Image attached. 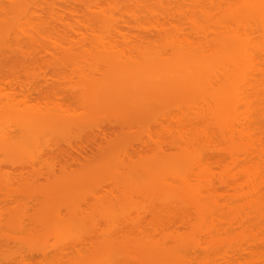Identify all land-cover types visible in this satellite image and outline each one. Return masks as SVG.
<instances>
[{
    "label": "bare ground",
    "instance_id": "1",
    "mask_svg": "<svg viewBox=\"0 0 264 264\" xmlns=\"http://www.w3.org/2000/svg\"><path fill=\"white\" fill-rule=\"evenodd\" d=\"M77 1L0 0V74L74 64L84 99L64 120L0 86V169L107 143L79 174L7 187L39 211L0 214V264H264V0Z\"/></svg>",
    "mask_w": 264,
    "mask_h": 264
},
{
    "label": "rangeland",
    "instance_id": "2",
    "mask_svg": "<svg viewBox=\"0 0 264 264\" xmlns=\"http://www.w3.org/2000/svg\"><path fill=\"white\" fill-rule=\"evenodd\" d=\"M77 1V0H76ZM79 1L81 2V1H83V3H85L86 4V1L84 2V0H78L77 1V3H79ZM76 3V2H75ZM82 3V2H81ZM81 3H79V4H81ZM82 5V4H81ZM75 7H73V9H74ZM77 9H80V8H77ZM81 10V9H80ZM74 11H76V10H74ZM77 11H79V10H77ZM80 12V11H79ZM79 12H77V13H79ZM75 13V12H74ZM73 13V14H74ZM72 14V13H71ZM82 14V13H81ZM76 16V15H75ZM79 16V15H78ZM77 16V17H78ZM82 18V17H81ZM84 18V17H83ZM70 19L73 21V16L71 15V17H70ZM74 19H75V17H74ZM76 19H79L80 20V18H76ZM76 19L74 20V24H72V25H76V26H78V25H80L81 24V22H80V24H79V21H78V25L77 24H75V21H76ZM85 20V19H84ZM72 21H71V23H72ZM86 23V22H85ZM81 27H83L84 26V22H83V26L82 25H80ZM127 26L125 25V29H127L126 28ZM72 28H74L73 26H72ZM78 29H80V28H78ZM77 29V30H78ZM124 29V30H125ZM126 31V30H125ZM125 31H123L122 30V32H124V33H126ZM71 35H72V33H71ZM44 61V60H43ZM32 63V62H31ZM30 63V64H31ZM34 63V64H33ZM31 65L32 66H30V64H28L26 67L24 66V68H25V71L24 70H22V69H24L23 67H22V65H13V69H11V68H8V70L6 69V70H4V72L3 73H1L0 74V86H1V88L2 89H6L7 91H11V92H13L12 90L14 89L15 91V93L17 94V95H19V93H20V96H21V93L22 94H24V96L23 97H25V94H26V92H27V95H26V97L25 98H29L30 96V98H32L33 100H36L37 101V103H39L38 105L40 106V108H42L43 106L44 107H46L47 109L49 108V110L52 112V110H58L59 111V113H58V111L56 112L57 113V115L59 116V118H64V120H67L68 118L67 117H70L71 116V118H72V116L75 114H78V113H80V112H82V111H80L79 109H80V105H82V103L81 102H83L82 100H84V99H82L83 97H81L79 94H78V90L76 91L75 90V87L76 86H78L77 85V82H79V81H81V80H79V78L77 77L78 75L74 72L73 73V69L72 68H74V64H71V70H69V68H68V70H66L65 68L64 69H60V68H56L55 66H52L51 67V65L50 66H48L49 64L47 63V62H41V60L40 61H38L37 63H36V61L35 62H33ZM73 63V62H72ZM15 66H17V67H15ZM73 66V67H72ZM54 67V68H53ZM27 68H29V69H27ZM32 68V69H31ZM61 70V71H59V70ZM20 70V72H18ZM29 70V71H28ZM58 70V72H56ZM12 71V72H11ZM23 71V72H22ZM71 71V72H70ZM10 72V73H9ZM16 73V74H15ZM91 75V74H90ZM3 76V77H2ZM89 76V75H88ZM99 76V75H98ZM98 76H89V79L90 78H99ZM79 77H80V75H79ZM87 77V76H86ZM18 79V80H17ZM79 80V81H78ZM2 81H4V82H2ZM18 81H20L19 83H18ZM22 81V82H21ZM82 82V81H81ZM7 83L8 84H12L11 86H13L14 84L15 85H17L18 87H16V86H13V89L12 90H10V86L9 85H7ZM27 86L26 87V89H24L25 88V86ZM24 86V87H23ZM20 87H22L23 89H20ZM77 88V87H76ZM77 92V93H76ZM81 93V92H80ZM81 95H82V93H81ZM80 96V97H79ZM19 97V96H18ZM19 98H21V97H19ZM29 98V99H30ZM81 99V100H80ZM104 99H105V97H104ZM31 100V99H30ZM32 101V100H31ZM34 102V101H33ZM35 103V102H34ZM82 106H84V105H82ZM44 107L42 108V109H44ZM89 107V106H88ZM82 108H85V107H82ZM46 109V110H47ZM87 109H89V108H87ZM93 109V108H92ZM131 109V108H130ZM48 110V111H49ZM81 110H83V109H81ZM96 110V109H95ZM90 111V110H89ZM89 111H87V112H89ZM99 111H101V110H98V112L97 113H99V115H100V112ZM114 111V110H113ZM117 111V110H116ZM127 111H129V110H127ZM95 112V111H94ZM93 112V113H94ZM104 112V111H103ZM90 113L91 114H93L92 113V111H90ZM89 113V114H90ZM96 113V112H95ZM96 113V114H97ZM106 113V112H105ZM124 113V112H123ZM127 113H129V112H127ZM54 114V113H53ZM103 114V113H102ZM106 114H108V113H106ZM105 114V115H106ZM126 113H124V114H122L121 113V115H117V116H121L122 117V115H125ZM131 114H132V112H131ZM56 115V116H57ZM79 115H81V113L79 114ZM78 115V116H79ZM85 115V114H84ZM114 115V114H113ZM130 115V114H129ZM129 115L128 116H126L127 118L129 117ZM88 116V115H87ZM92 116V115H91ZM101 116H103V115H101ZM111 116V115H110ZM115 116V115H114ZM75 117V116H74ZM74 117H73V119H74ZM94 117V116H93ZM67 118V119H66ZM70 118V119H71ZM82 118H84V117H82ZM98 118V117H97ZM103 118V117H102ZM106 118H107V116H106ZM110 118V117H109ZM118 118V117H117ZM125 118V117H124ZM123 118V119H124ZM131 118V117H130ZM85 120H87L86 118H84ZM89 119H90V117H89ZM88 119V120H89ZM92 119V118H91ZM95 119V118H94ZM104 119V118H103ZM81 120V119H80ZM85 120H84V122H85ZM87 120V121H88ZM97 120V119H96ZM95 120V121H96ZM105 120V121H104ZM104 120H102L101 119V121L100 120H98V123H100V124H102V122L105 124V126H107V128L110 126L111 128H109L110 130H109V132H107V133H110V135L109 136H111V138H115L116 136H114L115 134H117L118 136H119V134L121 133V131H122V129L120 128V126L122 125L121 124V122H119L120 120H122V119H120L119 121H115L116 120V118L113 120V119H110V120H108V119H104ZM129 120V119H128ZM128 120H126V121H128ZM86 121V122H87ZM92 121H93V119H92ZM94 121V122H95ZM110 121H111V123H110ZM85 122V123H86ZM89 123H90V120L88 121ZM97 122V121H96ZM116 122H118V124H117V126L119 127H117V126H115V124H116ZM89 123H88V125H89ZM93 123V122H92ZM97 123V124H98ZM109 123V124H108ZM123 123V122H122ZM124 123H125V120H124ZM96 123H93V125L92 126H88L87 128L88 129H90L89 131H91L92 130V128L93 129H95V127H94V125H97ZM107 124V125H106ZM91 125V124H90ZM111 125H114V126H111ZM120 125V126H119ZM87 128H85V131H86V129ZM72 129V128H71ZM74 129V128H73ZM72 129V130H73ZM87 129V130H88ZM71 130V131H72ZM96 130V129H95ZM94 130V131H95ZM74 131V130H73ZM88 131V132H89ZM124 131V130H123ZM113 132V133H112ZM115 132V133H114ZM87 133V132H86ZM94 133V132H93ZM114 134V135H113ZM86 135V134H85ZM94 136H95V134H93ZM93 135H91V136H93ZM144 135H146L145 133H144ZM143 134H141V136L144 138V139H146V140H148V143H150L149 142V139H148V137L146 138L145 136H144ZM89 136V135H88ZM90 136V137H91ZM96 136H98V135H96ZM58 137V136H57ZM99 137H101V136H99ZM72 138V137H71ZM51 139H53V138H51ZM97 139V138H96ZM100 139V138H99ZM98 139V141H96L95 140V142L96 143H94L93 145L91 144V143H89V144H91L92 145V147L90 146V148H89V150L90 149H93L94 147V149H93V151H92V153H90V151H88L87 152V155H85V156H88V157H84V156H81V155H78V156H76L75 154H77V153H74V152H72V154H71V158H60L57 154H55V155H57V158L55 159V155L53 154V156L54 157H52V155L50 154V153H52V151H50V152H48V154H49V156H47V155H45V156H43L42 155V159H40L39 157H37L38 159H40V161L41 160H43L44 159V157H45V160L44 161H41V162H38L37 161V158L34 160V161H29V160H27V162H24L23 164V166H22V163H21V165L18 163V162H16L15 160L13 161V160H11V159H7V160H5V165H4V167H1L2 168V170L0 169V178H1V176H3L4 178H6V180H7V183H8V181H9V184H10V186L9 185H7V183H6V186H5V188H1V186H4L3 184H1L0 185V214L3 212V214H5V213H10V211L8 212V210H11L12 211V209H14L16 206H18L19 204L21 205L22 203H24L26 206L24 207L25 209L27 208V211L28 210H30L31 209V211L33 212H31L30 211V213L31 214H37L36 212H35V209H37V212L39 211L38 210V208H36V206H34V205H36V201L35 200H37V195H36V193L34 194V196H33V191L30 193L29 192V195L28 196H26L27 194V192H28V190L26 191V193H21L22 194V197H21V194H15L14 192V190H15V188H19V187H16L17 186V184L19 183L20 185H21V187L20 188H22V187H24L23 189H25V186H29V184H31V185H34V187H37V188H35V189H39V187L40 186H45L47 183L48 184H50V182L47 180L48 178H51V181H53L54 179H55V177H54V179H52L53 178V176H52V172H54V175H59V176H63V174H65V172L63 173V171H66V173L68 172V166L70 167V169L72 170H76V172H78V174H79V171H82V170H77V169H79V168H83V169H85L84 167H83V165H82V163H85L86 165H88L89 164V166H91L90 165V162H91V156L93 157V156H97V158H98V155H100V152L101 153H104V151L107 149V147H103V145L105 146V144L107 145V143H106V138L104 139V137L102 136L101 137V139L99 140ZM104 140V143H103V140ZM108 139V138H107ZM101 140H102V142H101ZM145 140V141H146ZM50 141V140H49ZM52 141V140H51ZM50 141V143H52ZM55 141V140H54ZM92 141H93V138H92ZM110 141V140H109ZM100 142H101V144H100ZM108 142V141H107ZM49 143V144H50ZM146 143H147V141H146ZM96 144H98V145H96ZM45 145V144H44ZM96 145V146H95ZM99 145H100V147H102V148H104V151H102V150H100V147H99ZM146 145V144H145ZM61 147H63V146H61ZM99 149H98V148ZM146 147V146H145ZM48 147H46V148H42L43 149V151H42V154H43V152L45 153V150L47 149ZM106 148V149H105ZM149 148V147H148ZM51 150V149H50ZM141 150H144L143 152H147L144 148H141ZM148 150V149H147ZM98 151H99V153H98ZM135 152H137V151H135ZM141 152V151H140ZM55 153V152H54ZM73 153H74V155H73ZM98 153V154H97ZM139 153V154H137L136 153V155H134V156H137V157H133L134 158V160H136V158L138 159V158H144V156H147V154L148 153ZM134 154V153H133ZM72 155H73V158H72ZM144 155V156H143ZM60 156H62V155H60ZM102 156V155H101ZM141 156V157H140ZM63 157V156H62ZM131 157H132V155H131ZM95 158V157H94ZM94 160H92V162H93ZM38 162V163H37ZM3 164H4V162H3ZM46 164H47V168H50L49 166H53V167H51L50 169L51 170H53V171H51V176H48V174L49 173H47V169H46ZM65 164H67V165H65ZM92 164V163H91ZM61 165H65V167H63L62 169L63 170H61ZM81 165V166H80ZM85 165V166H86ZM66 170H65V169ZM50 169H49V172H50ZM59 170H61V172L62 173H60V171ZM70 171V170H69ZM88 171H89V168H88ZM87 171V172H88ZM92 171V170H91ZM91 171H89V174H92V172ZM74 172V171H73ZM73 172H71V173H73ZM83 172H85V170L83 171ZM57 173V174H56ZM71 173H69V174H71ZM81 174H82V172H80ZM3 174V175H2ZM69 174H67V175H69ZM76 174V173H75ZM88 174V173H87ZM87 174L85 175V177L87 176ZM94 174V173H93ZM50 175V174H49ZM66 175V176H67ZM74 175V174H73ZM48 176V177H47ZM70 177V179H71V176L72 175H69ZM89 176V175H88ZM87 176V177H88ZM58 177V176H57ZM78 177V176H77ZM76 177V178H77ZM80 177V176H79ZM4 178H1L0 179V181L2 180L3 182H5L4 181ZM47 178V179H46ZM60 178V177H59ZM59 178L57 179V180H59ZM64 178V177H63ZM81 178V177H80ZM66 179H67V183H65V185H67L68 186V182H70L71 180H69L68 179V177H66ZM82 179V178H81ZM48 182H47V181ZM62 179H60V181H61ZM75 180V179H74ZM77 180V179H76ZM83 180V179H82ZM92 180V179H91ZM55 181V180H54ZM47 182V183H46ZM72 182V181H71ZM70 182V183H71ZM78 182V181H77ZM77 182H75L74 181V183H77ZM12 183V184H11ZM51 184H54V183H51ZM64 184V183H63ZM14 185V187H12ZM38 185H40V186H38ZM56 185H59V184H56ZM74 185H76V184H74ZM107 185V184H106ZM111 186H113L112 184H110ZM50 185H48V187H49ZM55 186V185H54ZM70 186H71V184H70ZM107 186H109V185H107ZM7 187H9V188H14V190L13 189H9V188H7ZM30 187V186H29ZM73 187V186H72ZM108 188V189H107ZM112 188V187H111ZM26 189H28V188H26ZM68 189L70 190V192H71V188L70 187H68ZM114 189V188H113ZM3 190V191H2ZM29 190H31V188L29 189ZM107 192L105 193L103 190H101L102 192L99 194V196L101 197V196H106L107 195V193H109L110 192V187H106V189H105ZM7 191V192H6ZM98 191V190H97ZM97 191H95V192H97ZM34 192H35V190H34ZM98 192H100V191H98ZM13 194V195H12ZM24 194V195H23ZM30 194H32V197H34V198H32V197H29V196H31ZM94 194H96V193H94ZM14 195H20V197H21V199L20 200H17V201H14L15 199H17L16 197H15V199L14 200H12L13 198H14ZM96 196H98V194L97 195H95V197ZM24 198H25V200H24ZM31 198V199H30ZM19 199V198H18ZM23 199V200H22ZM32 200H34L35 201V203H34V201H32ZM22 202V203H16V202ZM28 201V202H27ZM31 201H32V203H33V205L31 204ZM15 202V203H14ZM24 206V205H23ZM22 206V207H23ZM31 206V207H30ZM34 207V208H33ZM37 207H38V204H37ZM32 208H33V210H32ZM66 207H64L63 208V206H62V208L60 207L59 209H61L59 212L61 213H64V214H60L59 212V214L60 215H67V213H68V211L65 213V209ZM85 208H87V207H85ZM94 209V208H93ZM92 209V210H93ZM85 210V209H84ZM94 210H96V208L94 209ZM6 211V212H5ZM71 211V210H70ZM88 211V210H87ZM5 212V213H4ZM85 212H86V210H85ZM69 214V213H68ZM103 224V223H102ZM100 225V226H102V227H104L103 225ZM108 225V224H107ZM99 226V227H100ZM106 226V225H105ZM106 227H108V226H106ZM103 229V228H102ZM108 229V228H107ZM103 230H105V228L103 229ZM101 231V230H100ZM13 232V231H12ZM8 234H12V233H8ZM12 235H14V234H12ZM9 236H11V235H9ZM52 238V237H51ZM51 238H49V243L48 244H50V243H52V240H53V238L51 239ZM10 239V238H9ZM7 241V240H6ZM12 240L10 239V241L9 242H11ZM53 242L55 243V239L53 240ZM8 243V242H7ZM13 242H11L10 244H12ZM13 244H16V243H13ZM90 246L91 245H89V246H87V247H85V248H83V246H82V249L80 248L81 246H79V248H78V250H82V251H77V253H80L79 255L81 256V254H84V253H81V252H83V251H85V249L87 248H90ZM68 251H70V252H64V254L66 255H68V254H71L70 256H73V253L75 252V250H73V249H71V250H68ZM74 251V252H73ZM72 252V253H71ZM85 252H87V251H85ZM76 253V252H75ZM64 254H63V256H64ZM75 255H77V254H75ZM73 256V258L75 259V260H77V259H79L80 257H78V256ZM69 256V255H68ZM69 256V257H70ZM76 257V258H75ZM66 258V257H65ZM51 260H55V259H52L51 258ZM70 260H73V259H71L70 258ZM66 261V260H65ZM50 262V261H49Z\"/></svg>",
    "mask_w": 264,
    "mask_h": 264
}]
</instances>
